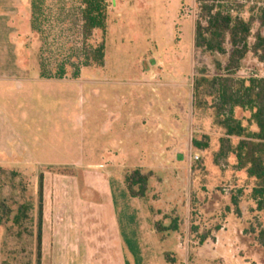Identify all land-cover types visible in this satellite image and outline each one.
I'll use <instances>...</instances> for the list:
<instances>
[{
    "label": "rangeland",
    "instance_id": "obj_1",
    "mask_svg": "<svg viewBox=\"0 0 264 264\" xmlns=\"http://www.w3.org/2000/svg\"><path fill=\"white\" fill-rule=\"evenodd\" d=\"M106 3L104 68H82L81 80L72 79L70 69L64 80H44L39 77L41 38L30 27L31 0H0V264H38L40 176L44 185L48 179L60 189L59 175L73 176L82 188V171L97 172L104 142L95 135L96 102L103 98L102 88L113 90L117 99L127 94L130 99L132 91L136 101L141 96L155 99L150 89L138 84L144 71L161 70L171 76L160 95L170 102L168 112L173 104L178 114L176 135H164L165 166L160 170L153 166L154 156L147 146L153 143L151 135H134V139L104 135L113 137L110 141L119 160L128 150L138 154L122 165L126 169L122 175L132 173L140 162L154 169L141 170L150 175L142 202L133 200L116 179L111 181L124 259L127 264H149L163 250L168 263L179 259L181 264H264V248L258 242L264 211L258 212L251 198L255 179L235 168L234 155L217 160L226 131L216 123L212 99L201 107L194 102L198 70L206 69L211 78L219 74L217 61L223 67L228 63V55L203 54L195 48L196 0ZM47 6L55 20L64 15V40L80 47L79 0H47ZM262 6L264 0H243L237 11L248 20L252 8ZM259 30L256 23L253 34ZM51 35L59 36V29ZM101 39L102 33L96 31L90 43L95 46ZM227 49L230 52L229 45ZM236 77L264 78V64L249 54ZM105 79L114 85L100 83ZM234 115L248 132L258 131L249 112L235 109ZM195 141L207 148L197 149ZM230 141L235 148L241 139ZM180 153L183 160L177 158ZM175 221L178 235L167 233L169 241L156 244L149 224L162 229ZM203 237L206 241L201 243ZM217 243L222 252H214ZM174 245L181 247L179 256Z\"/></svg>",
    "mask_w": 264,
    "mask_h": 264
},
{
    "label": "trees",
    "instance_id": "obj_2",
    "mask_svg": "<svg viewBox=\"0 0 264 264\" xmlns=\"http://www.w3.org/2000/svg\"><path fill=\"white\" fill-rule=\"evenodd\" d=\"M243 0H196L198 17L195 22L194 46L208 55H228L225 67L217 61L219 74L207 77L206 69L198 70L194 79V102L196 106L208 105L212 99L216 110L217 125L226 133L221 139L217 160L227 159L234 155L237 160L235 168L246 170L248 177L255 179L251 198L258 212L264 211V78H237V72L249 54L264 64V6L254 7L249 19H245L237 8ZM80 20L79 30L81 45L72 46L64 39V15L58 18L52 15L47 6V0H31L30 27L33 33L41 38L39 51V77L44 80H64L68 70H72V79L80 78L82 68L105 65L106 33H107V3L106 0H79ZM258 23L260 30L254 35L253 27ZM59 29V36L51 32ZM102 33L101 42L92 45L90 40L94 32ZM254 39V43L250 40ZM230 46L228 52L227 46ZM235 109H241L251 114V122L256 125L257 132H248L241 121L235 118ZM232 138L241 141L235 148L231 146ZM197 149H206L197 141ZM150 175L135 170L124 177V183L129 195L135 199H145L148 193ZM44 178L40 176L39 196L40 208L38 217V253L41 264L42 252V218H43ZM234 205L237 201L234 199ZM238 211V210H237ZM239 213V211H238ZM19 217L17 220L20 221ZM159 234L177 232L176 221L169 227L156 229ZM206 238L201 239L204 243ZM258 242L264 248V230L258 235Z\"/></svg>",
    "mask_w": 264,
    "mask_h": 264
},
{
    "label": "crops",
    "instance_id": "obj_3",
    "mask_svg": "<svg viewBox=\"0 0 264 264\" xmlns=\"http://www.w3.org/2000/svg\"><path fill=\"white\" fill-rule=\"evenodd\" d=\"M169 76L171 74L165 70L143 72V82L138 85L150 89L155 99L141 96V100L136 101L133 91L130 99L128 94L126 98L117 99L113 90L110 93L102 88L99 95L103 98L96 102L95 135H101L104 142L98 153L97 172L82 171V188L73 176L59 175L62 189L54 186L56 182L51 185L46 179L41 264H127L123 257L122 234L117 228V211L111 181L116 179L124 190L125 176L121 173L126 169L122 165L134 161L138 154L128 150L123 159L119 160L118 153L110 141L113 137L105 138L104 135H125L127 139H134V135H151L153 143L147 146L154 156L153 166L158 170L165 166L167 146L164 135H176L178 118L176 106L172 104L173 111L168 112L170 102L160 95V91L168 87ZM100 83L108 87L114 85L110 79ZM177 158L183 160L184 157L180 153ZM132 169L154 170L153 167H146L143 162ZM126 200H129L128 197ZM139 200L142 202V199ZM149 226V235L156 238V244L165 245L169 241L167 233L159 234L151 224ZM172 233L178 235L177 232ZM220 239L217 238V241ZM220 244L213 245L216 248H213L214 252H222ZM173 248L174 254L179 256L181 247L174 245ZM164 252L159 250L149 264H181L179 259L168 263L162 256Z\"/></svg>",
    "mask_w": 264,
    "mask_h": 264
},
{
    "label": "built area",
    "instance_id": "obj_4",
    "mask_svg": "<svg viewBox=\"0 0 264 264\" xmlns=\"http://www.w3.org/2000/svg\"><path fill=\"white\" fill-rule=\"evenodd\" d=\"M198 159H199V157H198V156H196V157H195V160L197 161Z\"/></svg>",
    "mask_w": 264,
    "mask_h": 264
}]
</instances>
